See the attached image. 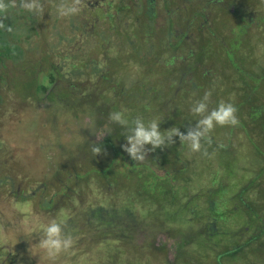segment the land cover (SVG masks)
<instances>
[{
  "label": "flooded vegetation",
  "instance_id": "obj_1",
  "mask_svg": "<svg viewBox=\"0 0 264 264\" xmlns=\"http://www.w3.org/2000/svg\"><path fill=\"white\" fill-rule=\"evenodd\" d=\"M55 2L48 11L41 0L37 35L20 38L28 26L0 33L24 52L0 64V227L7 233L4 241L0 235V264H264V251L253 249L257 221L232 202L253 171L239 162L232 163L235 174L228 164L222 170L216 149L226 140L234 151L255 139L264 144V123L254 121L259 108L237 107L240 123L228 127L222 144L215 128L211 147L205 144L214 155L203 156L200 174L190 170L200 160L186 143L184 150L157 148L136 164L121 147L125 129L109 119L127 109L129 121L140 116L160 121V129L176 127L169 119L187 116L174 96L211 90L214 97L220 79L235 78L228 68L238 55L252 66L231 94L262 80L264 12L254 0H85L79 14L61 17ZM144 104L145 113L136 107ZM186 124V131L195 125ZM100 129L107 154L93 157ZM144 179L155 188L152 197L135 188ZM37 219L64 221L74 247L49 260L39 228L26 227ZM230 237V250L201 254V240ZM190 245L198 248L189 260Z\"/></svg>",
  "mask_w": 264,
  "mask_h": 264
},
{
  "label": "clouds",
  "instance_id": "obj_2",
  "mask_svg": "<svg viewBox=\"0 0 264 264\" xmlns=\"http://www.w3.org/2000/svg\"><path fill=\"white\" fill-rule=\"evenodd\" d=\"M20 7L30 13L42 16L44 6L40 0H0V29L11 32V26L5 25L4 21L8 19L6 13L9 8ZM85 6V0H61L57 5V12L61 17H71L81 12ZM212 91H205L203 97L196 100L192 105L191 113L198 117L194 126H189L186 132H182L178 127H172L161 131L160 121L156 119L145 120L137 116L129 121L125 113L127 109L115 111L109 114V119L125 129L124 135L126 143L121 145L122 150L126 152L132 161L136 164L147 160L149 152H154L157 148L163 150L176 143L175 138H179L181 144L186 143L192 153H200L204 157L214 155L208 152L213 140L211 134L217 126L236 127L240 121L237 116V107L230 102L220 101L215 108H209L211 103ZM106 132L100 129L96 135L97 142L92 145L91 152L93 157L106 155L99 141L103 139ZM205 144L208 147H205ZM151 146V147H147ZM64 221L52 219L49 222L30 220L26 222V227L36 226L42 233L39 246L46 254L49 260L55 261L62 253L69 252L75 244L70 233L64 231ZM3 229L0 227V233Z\"/></svg>",
  "mask_w": 264,
  "mask_h": 264
},
{
  "label": "rangeland",
  "instance_id": "obj_3",
  "mask_svg": "<svg viewBox=\"0 0 264 264\" xmlns=\"http://www.w3.org/2000/svg\"><path fill=\"white\" fill-rule=\"evenodd\" d=\"M6 2H8V0H6ZM55 9H56V7H53L52 10L55 11ZM6 15L8 17V19H6V20L10 21V23H8V26H12L13 25L12 27L22 29V31H24V29L27 28V26L28 27L31 26L30 23H29L28 15H26V10H23L22 8H20L18 6L15 7V8H9L8 12L6 13ZM16 23H18V24H16ZM14 24H16V25H14ZM4 32H6V31H4ZM13 32L15 34H17L16 29H14ZM43 33L45 34V31ZM20 38H22V37H20ZM234 63H235V65H233V68L232 69L228 68V69L230 70V72H233V71L235 72V74H234L235 78L232 79V80H230V79H220L219 83L215 84V85L220 87V90H217L216 94L214 95V97H211V103L209 104V108L210 109L211 108H215L220 101L230 102V103H233L235 106H237L236 105L237 104V98L239 96H235V95L233 96L231 94V90H230L229 87L232 84L235 85L237 83H242L244 81V78L237 77V76L241 75L244 72V70L250 68L252 66V61L249 58H247L245 55H243V56L238 55L236 57ZM236 65L239 68L238 67L235 68ZM225 70H226V68H225ZM253 81H254V83H256L257 80L255 79ZM198 83L199 84H197V86H201V85L204 84V82H198ZM261 84H262V87L257 86V88L261 89V91L258 94L259 99L260 98L261 99L264 98V82H261ZM200 89L201 88H199V91H197V92L202 94ZM19 90H22V88L19 87ZM176 97L177 96H174L175 99H177ZM202 97L203 96H201L200 94L197 96L198 100L201 99ZM191 98L192 97H190V99ZM190 99L187 98V97H184V96H179V98L177 99L183 105V107L185 108V110H186L185 111V116H187V119H186V117H184L182 121H178V119L174 116L173 118H170L169 121H168L169 125H171V126L172 125H177L176 127H178L182 132H186V126H188V124H186V123H189V120H190L191 123L195 124L196 123V119H198V117L194 116L193 114L191 115L190 109H191L192 105L190 104ZM178 101H176V103H178ZM145 106H146V104L142 105V107L140 105H138L136 107H137V109H139L140 111L145 113V111H144ZM175 106L179 107V105H175ZM181 114L183 116V112H181ZM176 116H177V114H176ZM191 120H193V122ZM167 127H169V126H167ZM161 129L166 130V128H163V127H161ZM215 131H216V135H218L217 137L219 138V140H216V143L222 144L221 142L223 140H225L224 138L226 137V132L229 131L228 127H219V126H217ZM175 139H176V143L174 145L170 146V147L164 148L163 149L164 153L167 152L172 147L175 150H178V149H181V150L183 149L184 150V148L180 146L181 145L180 141L179 140L177 141V139H179V138L177 137ZM245 140H246V137H245ZM254 141H255L254 145L261 146V152H260V150H258V148L256 146H251L253 144V142H252L251 145L248 144V143H247V145H244L242 150L240 148L241 151H238V150L234 151V148L232 147V145H229V140H226L227 145H225V146L223 145V146H221V148H216L221 153V154H219L218 157H221V159H222V161H221L222 165H223L222 170H224L225 165L228 164V168H229L228 172H230V174H235L233 164L238 165V162L241 163V165H243L244 168L250 169L252 171H255V170L258 171V169H260L262 166H264V161L262 160V159H264V144H262V140L261 139H258V140L255 139ZM226 142H224L223 144H226ZM258 143H260V144H258ZM175 145H179V146H175ZM186 150H189L188 147L186 148ZM187 156L191 159L190 154H188ZM215 156H217V155L215 154ZM198 158H199L200 162L197 165H195L194 162H191L190 170H191L192 173H199L200 174V173H202L203 168H205L204 162L206 163V159L203 158V156L200 153H198ZM255 173H257V172H255ZM255 173L253 172V173L249 174L248 177H254L256 175ZM246 176H247V174H246ZM149 180L150 179L141 180V182L140 183L137 182L136 187L135 186L134 187L135 188L140 187L142 189V192H144V194L146 196H149V197L151 196L152 197L153 196L152 193L155 192V188L153 186H151L152 184L151 185L149 184ZM152 181H151V183H152ZM192 182H193V180H192ZM192 182H190V184ZM235 183H236V180H235ZM128 184H130V186H131V181L128 182ZM140 184H145V188H144V186H142ZM124 185L127 186L126 183ZM134 192L135 191L133 189H131V187L126 189V193L130 194V196H133ZM149 205H151V201H150ZM2 207H4V208H2L3 210H7L6 209L7 208L6 204H4V205L2 204ZM5 233L6 232L4 230L2 231V233H0L1 237L3 238V241L6 238ZM194 238H196L197 240H198V238H200L199 235H197V231H196L195 236H193V239H192L193 241H194ZM192 244H193V242H192ZM197 248L198 247L196 245H194V246L190 245L188 248L187 247L185 248L186 252L184 254L187 255L189 260L191 258H193V257H197V254L194 253ZM40 250H42V249L40 248Z\"/></svg>",
  "mask_w": 264,
  "mask_h": 264
},
{
  "label": "trees",
  "instance_id": "obj_4",
  "mask_svg": "<svg viewBox=\"0 0 264 264\" xmlns=\"http://www.w3.org/2000/svg\"><path fill=\"white\" fill-rule=\"evenodd\" d=\"M18 3H19V0H17V4ZM55 3H56L55 0H46L47 10L48 11L52 10L53 7L56 5ZM253 3L257 5L261 11L264 12V0H254ZM26 15H28L29 23L31 26H29L30 27L29 32H28V29H26L27 33L28 34L30 33L29 35L28 34L26 35L23 34V36L21 35V37H24V39L30 36L32 37L33 35H37V30L35 27H38L40 24L35 14L26 11ZM4 23L5 25H8L10 21L5 20ZM1 32L2 30L0 29V33ZM17 41L21 42V40L18 39L16 40L15 43H17ZM27 41L28 40H23V42H27ZM23 53H24L23 50H21V47L18 44L13 46L9 41H7V39L0 38V64H3L5 61L13 59V58L16 59L18 57H22ZM246 74L247 73L245 71L242 73V75L244 76ZM263 79L256 81V83L252 81L253 84L242 85L241 89L244 88V90H242V92L240 91L241 93H239L240 95H238L239 97L237 98V104H236L237 105L236 107L244 108V107L252 106L255 108H259L260 110L258 109L259 110L258 112H254V114L257 117L254 121L258 123H261V122L264 123V118H261L262 116H264V98L259 99L258 94L261 91V89L257 88V86L262 87L261 82H264ZM246 89L248 90V94L245 92ZM252 94L254 95L250 97ZM196 100H198V98L192 97L190 99V104L193 105ZM174 101H175V105L183 106L177 99H175ZM176 101H178L179 104L176 103ZM191 121L193 122V120ZM254 144L255 142L253 143V146H256L258 150H260L261 152V146L254 145ZM262 160L264 161V159ZM253 172L254 173L257 172L255 173L256 175L254 177H249L247 179L245 178L243 179L244 180L243 183H240V184L238 183L241 186V188L237 190L236 192L237 194L233 198L234 200L232 202H233V206L236 207V210L239 213V215L241 214L247 218H253L255 221H257V223L255 224V228H258V229L260 228L261 230L258 233V237L254 240L255 248L253 249L257 251H264V242H263V238H264V166L258 169V171L255 170ZM238 180L239 182L242 181V179L240 178ZM230 207L231 206H229V211H230ZM231 238L232 237H230L226 242H224V240L222 241V239L219 240V242H217L216 239L215 240H211V239L201 240L200 241V250L202 251L201 254L205 256H212L215 254V251H217L218 249L222 251L230 250L232 248ZM246 246H248L249 249L250 248L252 249V247L250 246V241L245 244V249H247ZM0 250H1V246H0ZM159 263L164 264L162 259L159 260ZM110 264H117V263H115L114 259L112 258V261H110Z\"/></svg>",
  "mask_w": 264,
  "mask_h": 264
}]
</instances>
